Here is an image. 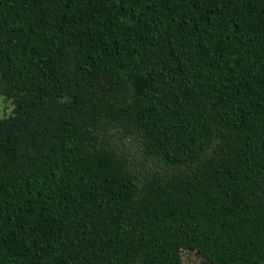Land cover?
Instances as JSON below:
<instances>
[{"label": "trees", "instance_id": "trees-1", "mask_svg": "<svg viewBox=\"0 0 264 264\" xmlns=\"http://www.w3.org/2000/svg\"><path fill=\"white\" fill-rule=\"evenodd\" d=\"M0 264H264V0H0Z\"/></svg>", "mask_w": 264, "mask_h": 264}, {"label": "rangeland", "instance_id": "rangeland-1", "mask_svg": "<svg viewBox=\"0 0 264 264\" xmlns=\"http://www.w3.org/2000/svg\"><path fill=\"white\" fill-rule=\"evenodd\" d=\"M12 108L13 104L11 101H7L0 96V117L9 114ZM182 255L185 264H211L192 251L184 250Z\"/></svg>", "mask_w": 264, "mask_h": 264}]
</instances>
